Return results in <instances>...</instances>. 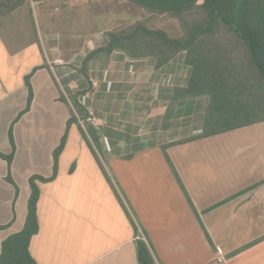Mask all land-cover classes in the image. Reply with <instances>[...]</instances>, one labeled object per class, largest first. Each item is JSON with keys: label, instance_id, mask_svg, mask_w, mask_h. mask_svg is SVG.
<instances>
[{"label": "crops", "instance_id": "obj_1", "mask_svg": "<svg viewBox=\"0 0 264 264\" xmlns=\"http://www.w3.org/2000/svg\"><path fill=\"white\" fill-rule=\"evenodd\" d=\"M127 5L27 0L0 20V255L26 224L31 178L54 175L65 140L57 177L38 182L37 264H138L137 240L157 264H264V122L186 142L209 98H175L192 74L185 53L162 68L91 55L112 17L137 20ZM89 109L100 130L79 123Z\"/></svg>", "mask_w": 264, "mask_h": 264}, {"label": "trees", "instance_id": "obj_2", "mask_svg": "<svg viewBox=\"0 0 264 264\" xmlns=\"http://www.w3.org/2000/svg\"><path fill=\"white\" fill-rule=\"evenodd\" d=\"M126 1L149 12L150 18L108 32L107 45L91 55L121 51L131 59L152 58L156 67L162 68L185 53V64L191 67L192 74L186 88L175 90V98L185 95L209 98L202 134L186 142L264 122V0ZM26 2L0 0V20ZM163 15L178 21L182 30L180 37L149 27L151 20ZM91 55L79 69L86 78ZM91 136L97 141L93 131ZM64 142L56 151L54 175L31 178L26 224L21 232L3 242L0 264H37L30 253V244L39 232L38 182H51L57 177ZM6 160L11 166L13 155ZM136 248L138 264H157L145 241L137 240Z\"/></svg>", "mask_w": 264, "mask_h": 264}, {"label": "rangeland", "instance_id": "obj_3", "mask_svg": "<svg viewBox=\"0 0 264 264\" xmlns=\"http://www.w3.org/2000/svg\"><path fill=\"white\" fill-rule=\"evenodd\" d=\"M127 2H128V5H127V8H126V11L128 13L133 12V10L130 11L129 8L133 7L134 4L129 2V1H127ZM112 16H115V15H112ZM133 16H136V18H137L136 21L133 22L132 21L133 19H131V20L128 19L127 21H123L120 25H117L118 23L115 22L116 19L114 17H112L111 18V22H112V27L111 28L112 29H110V30H114V31L115 30H119V29L127 27V26H129L131 24H134L135 22L148 19V18H150L151 14L149 12H147L146 10L142 9V10H137L136 13L133 14ZM149 27L152 28V29L164 30L170 36L175 37V38H178V37H180L182 35V30H181V27H180L178 21L175 20V19H172V18H170V17H168L166 15L159 16V17L151 20L150 23H149ZM87 137H88V135H87ZM90 143H91L93 148L97 147V142H95L94 140H93V143H92V141H90Z\"/></svg>", "mask_w": 264, "mask_h": 264}, {"label": "built area", "instance_id": "obj_4", "mask_svg": "<svg viewBox=\"0 0 264 264\" xmlns=\"http://www.w3.org/2000/svg\"><path fill=\"white\" fill-rule=\"evenodd\" d=\"M96 85L97 83L94 82L93 86L96 87ZM79 123L83 128H86L87 125H91L92 127L98 130H100L104 126L103 120L98 118L92 109H89L87 111L85 118L79 117ZM224 260V257H220L219 262H223Z\"/></svg>", "mask_w": 264, "mask_h": 264}, {"label": "water", "instance_id": "obj_5", "mask_svg": "<svg viewBox=\"0 0 264 264\" xmlns=\"http://www.w3.org/2000/svg\"><path fill=\"white\" fill-rule=\"evenodd\" d=\"M235 30L237 29V25H234Z\"/></svg>", "mask_w": 264, "mask_h": 264}]
</instances>
